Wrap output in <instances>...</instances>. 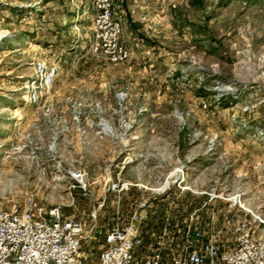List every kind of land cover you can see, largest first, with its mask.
Here are the masks:
<instances>
[{"label":"rangeland","instance_id":"374dc122","mask_svg":"<svg viewBox=\"0 0 264 264\" xmlns=\"http://www.w3.org/2000/svg\"><path fill=\"white\" fill-rule=\"evenodd\" d=\"M91 2L0 0V204L83 220L94 260L142 201L140 253L222 245L236 196L264 219V0H110L120 64L87 51Z\"/></svg>","mask_w":264,"mask_h":264},{"label":"built area","instance_id":"2783aa9c","mask_svg":"<svg viewBox=\"0 0 264 264\" xmlns=\"http://www.w3.org/2000/svg\"><path fill=\"white\" fill-rule=\"evenodd\" d=\"M91 5L94 35L87 51L113 64L126 62L129 52L119 43V25L113 19L110 0H92ZM56 79L55 67L37 64L35 79L26 87L27 103L34 104L37 90L51 87ZM76 178L82 176L78 174ZM183 181L184 178L178 183ZM128 186L123 183L116 187L122 191ZM231 206L225 222V245L212 238L194 244L188 227L186 244L177 245L175 250L166 252L157 242L149 252L140 253L144 248L142 213L148 208V203L142 201L138 211L126 221L117 219L103 234L94 260L91 253L82 251L88 230L83 220L65 218L59 207L44 210L33 201L22 208L7 209L0 204V264H264V219L246 209L240 196L233 198ZM161 234L159 238H169L166 228ZM95 236L88 239L89 243Z\"/></svg>","mask_w":264,"mask_h":264}]
</instances>
